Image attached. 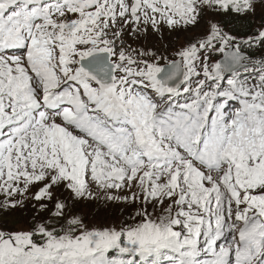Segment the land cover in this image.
<instances>
[{"label":"snow or ice","instance_id":"6c2138e0","mask_svg":"<svg viewBox=\"0 0 264 264\" xmlns=\"http://www.w3.org/2000/svg\"><path fill=\"white\" fill-rule=\"evenodd\" d=\"M0 264H264V0H0Z\"/></svg>","mask_w":264,"mask_h":264}]
</instances>
